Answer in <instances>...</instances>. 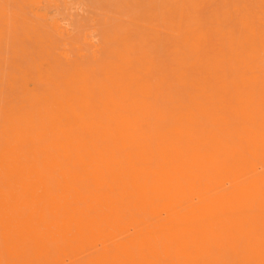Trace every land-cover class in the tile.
Instances as JSON below:
<instances>
[{
    "label": "rangeland",
    "instance_id": "1",
    "mask_svg": "<svg viewBox=\"0 0 264 264\" xmlns=\"http://www.w3.org/2000/svg\"><path fill=\"white\" fill-rule=\"evenodd\" d=\"M0 88V148H111L117 102L136 114L134 100L143 93L146 102L157 106L181 111L185 105L193 107V130L199 138L208 133L211 142L237 151L236 163L257 165L261 171L264 0H0ZM148 134L139 133V139L161 144ZM186 137L177 139L181 143ZM204 149L209 152V145ZM207 152L206 160L215 155L217 162V154ZM126 166L130 168L117 170L115 177L99 168L104 165L38 166L45 178L44 194L52 199L44 206L50 221L41 234L50 255L43 257L39 248L38 264L91 259L118 264L99 258L103 239L98 234L85 241L76 234V208L71 215L62 213L74 207L71 200L81 207L83 189L107 200L106 216L119 214L129 234L147 220L160 226L157 242L141 264H193L198 252L192 236L183 231L189 204L195 201L192 179L174 172L176 165ZM183 167L178 165V171ZM135 168L136 189L147 183L152 190L148 202L136 196L143 205L130 210L126 198L132 187L125 175ZM115 178L128 183L118 186ZM228 178L218 189L229 188ZM262 207L229 228L242 233L239 243L264 238ZM17 251L16 212L1 207L0 264H19ZM234 257L227 248L217 259L228 264Z\"/></svg>",
    "mask_w": 264,
    "mask_h": 264
},
{
    "label": "bare ground",
    "instance_id": "2",
    "mask_svg": "<svg viewBox=\"0 0 264 264\" xmlns=\"http://www.w3.org/2000/svg\"><path fill=\"white\" fill-rule=\"evenodd\" d=\"M2 92L0 88V93ZM145 96L146 94L142 93L134 100L136 114H130L123 103L117 102V132L111 148L97 147V151L95 148L78 147L0 148V208H9L16 212L19 264H38L39 248L43 257L50 255L41 234L46 232L45 221H48L44 206L50 204L52 199H47L44 194L45 178L42 172L39 174V165H104L99 168L109 170L113 177L117 176V170L127 171L130 167L126 165H176L174 172L178 175L184 173L185 178L192 179L191 189L195 195V201L189 204L190 209L186 214L183 229L185 236H192L194 248L198 252L193 264H221L217 258L227 248L235 256L228 264H264L263 237L257 236L256 242L239 243L242 233L234 232V229L229 230L231 226L236 227L245 221V215L253 209L257 208L262 212L264 165L261 171H256L257 165H239L233 157L238 154L237 151L230 152L220 141L211 142L214 138L208 133L199 138L198 133L193 130L196 122L193 107L185 105V109L181 111L168 108L164 104L157 106L155 103L146 102ZM1 99L8 97L1 95ZM149 121L158 125L149 124ZM139 133H149L148 135L155 141H160L163 146H151L141 141ZM181 134H186L187 137L179 143L177 138ZM205 145H209V152L217 154V162L213 163L215 155L210 162L206 160ZM178 165L185 166L183 172L178 171ZM130 172L132 175L125 176L130 179L132 191L126 199L127 204H131L129 209L137 210L141 208L140 204L143 205L142 202L149 201L152 188L147 183H141L140 188L137 186L136 189L137 168ZM249 172V178H242ZM225 176H230L229 188L218 189L219 182ZM115 180L118 186L128 183L119 181L118 178ZM173 181L181 182L174 178ZM82 192L81 207L76 205L75 200H71L74 207L72 205L62 211L63 214L71 215L72 208H76L75 211L80 213L76 218V234L82 236L84 241L95 234L102 237L99 258L118 264H141L144 253L151 251L153 243L157 242L155 240L160 234V226L158 229V224L147 220L145 226L138 225L134 227V232L129 234L119 214L111 212L106 216V211L110 208L107 200H102L101 195H92L89 189H83ZM136 196L144 201H140ZM99 203L101 207L96 211ZM65 205L70 206L68 203ZM106 217L108 220L105 222ZM71 221L67 220L68 223ZM172 224L175 225L174 222ZM39 226H43L41 232ZM224 238L229 239L230 244L220 243ZM78 262L96 264L93 259L90 263Z\"/></svg>",
    "mask_w": 264,
    "mask_h": 264
}]
</instances>
